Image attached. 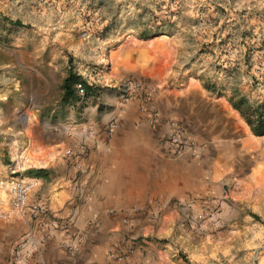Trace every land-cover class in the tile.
Here are the masks:
<instances>
[{
  "label": "rangeland",
  "instance_id": "rangeland-1",
  "mask_svg": "<svg viewBox=\"0 0 264 264\" xmlns=\"http://www.w3.org/2000/svg\"><path fill=\"white\" fill-rule=\"evenodd\" d=\"M154 27L163 31L140 37L142 28ZM160 56L170 57L166 67L178 72L174 80L166 77L167 84L180 93L192 85L188 105L180 109L187 117L167 122L174 120L189 138L188 156H199L208 145L206 161L221 169L218 180L224 183L221 198L217 193L203 198L186 225L204 230L203 243L215 247L210 258L219 263L264 264V134L254 136L229 103L231 97L249 104L264 100V0H0V165L8 175L9 204L10 182L19 173L36 183L26 172L37 167H17L19 154L30 146L16 118L29 117L40 129L49 113L76 118L88 107L92 117L113 112L115 118L117 103L128 97L146 102L151 96L153 85L135 73ZM69 68L77 79L72 96L63 97L61 83ZM132 81L147 94L121 96L118 88ZM78 83L86 103L75 92ZM112 97L110 105L103 103ZM220 108L227 114L218 113ZM242 181L248 188L240 187ZM200 206L216 211V218L196 216ZM223 211H239L240 218L221 224ZM64 236L69 238L67 232ZM29 241L33 252L36 242ZM240 243L244 251L236 249ZM63 248L76 250L70 242Z\"/></svg>",
  "mask_w": 264,
  "mask_h": 264
},
{
  "label": "crops",
  "instance_id": "crops-1",
  "mask_svg": "<svg viewBox=\"0 0 264 264\" xmlns=\"http://www.w3.org/2000/svg\"><path fill=\"white\" fill-rule=\"evenodd\" d=\"M170 59L160 56L151 67L135 73L153 85L152 94L146 102L128 97L117 103L115 118H111L113 112L92 117L88 107L76 118L72 115L52 118L49 113L45 116V129H40L29 117H15L28 134L31 150L46 160L42 166L34 167L47 170V176L36 177L30 205L42 206L50 218L47 222L34 218L30 205L22 210L10 207L6 193L8 175L0 165V203L5 202L8 209H0V264L216 261L210 258L216 252L215 247L203 243L204 230L189 229L185 219L197 210L203 198L216 193L221 198L219 189L224 187L218 180L221 169L207 163V144L196 157L188 156L187 150L175 151L164 144L167 120L187 117L180 109L188 105L185 98L192 92L191 84L184 93L167 84L166 77L174 80L178 76L177 70L166 67ZM115 100L112 97L103 103L110 105ZM152 112L159 116H153ZM226 112L227 109L220 108L218 113ZM113 119L115 127L106 134L105 127ZM66 150L69 153L65 154ZM251 171L252 178L249 176L253 180V167ZM248 184L242 181L240 187L248 188ZM191 199L197 202L186 212L174 206L178 200ZM151 211H155L153 215ZM240 214L223 211L221 224L238 220ZM125 217H131L132 222L123 224ZM66 232L69 238L64 236ZM24 238L36 242L35 249L21 263H15L12 251ZM68 242L76 247L73 253L63 248ZM126 247L132 251L124 260L115 261L110 256ZM236 249L244 251L245 244H236Z\"/></svg>",
  "mask_w": 264,
  "mask_h": 264
},
{
  "label": "built area",
  "instance_id": "built-area-1",
  "mask_svg": "<svg viewBox=\"0 0 264 264\" xmlns=\"http://www.w3.org/2000/svg\"><path fill=\"white\" fill-rule=\"evenodd\" d=\"M120 95H128L132 94L134 92H138L142 95H146L147 91L143 88V86L137 82V81H132V82H126L121 85V87L118 88ZM75 92L77 96L83 100L84 99V87L82 84L78 83L75 85ZM168 131L164 137V144L167 148L175 150V151H181V150H187L189 151L191 149L190 146V141L189 138L182 133L180 126L174 121V120H169L168 122ZM115 127V120H110L108 125H107V130L108 132H112ZM69 153V150H66L64 152ZM35 180L29 177L23 176L21 173L17 175V178L10 182V207L14 210H21L22 208L27 206V196L28 193L31 191V189L35 186ZM194 201L188 200V201H176L174 203V206L180 210H183L186 212L189 208L194 205ZM30 209L34 214H45V210L43 209L42 206L38 204H31ZM155 209V207H154ZM204 209L201 208L200 206V214H196V216L200 215H209L210 218L215 219L216 218V211H211L210 209ZM155 212V211H154ZM153 211H151V215L154 214ZM132 222L131 217H125L122 219L123 224H130ZM31 243L27 239L22 246H17L13 249L12 251V256L13 260L15 263H21L25 257L27 256L28 252L31 249ZM21 248H23L21 251ZM132 249L130 247L126 248H120L119 251L117 252H112L110 256L115 260V261H122L124 260L127 256H129L130 252ZM208 264H221L219 262H210Z\"/></svg>",
  "mask_w": 264,
  "mask_h": 264
},
{
  "label": "trees",
  "instance_id": "trees-1",
  "mask_svg": "<svg viewBox=\"0 0 264 264\" xmlns=\"http://www.w3.org/2000/svg\"><path fill=\"white\" fill-rule=\"evenodd\" d=\"M12 23L16 26H21L20 22L17 20L12 21ZM161 31H163V29L159 27H154L153 29L142 28L139 31V35L141 38L145 39ZM76 79L77 76L69 68L61 83L63 97L72 96V85ZM85 90L88 91L89 87L85 86ZM229 103L231 107L240 114L254 136H261L264 134V100L249 104L242 97H231ZM26 176L45 178L47 176V170L40 168L30 169L27 170Z\"/></svg>",
  "mask_w": 264,
  "mask_h": 264
},
{
  "label": "bare ground",
  "instance_id": "bare-ground-1",
  "mask_svg": "<svg viewBox=\"0 0 264 264\" xmlns=\"http://www.w3.org/2000/svg\"><path fill=\"white\" fill-rule=\"evenodd\" d=\"M18 157L20 158V163L19 166L17 167H19L20 169H22L23 167H40L46 163V160L44 159L43 156L31 150V146L29 148L24 149L21 155L19 154ZM0 209H2V211L8 210L6 209L5 202L0 203Z\"/></svg>",
  "mask_w": 264,
  "mask_h": 264
}]
</instances>
